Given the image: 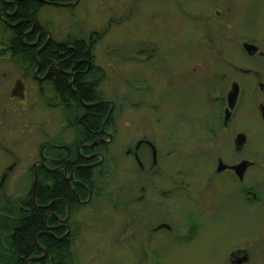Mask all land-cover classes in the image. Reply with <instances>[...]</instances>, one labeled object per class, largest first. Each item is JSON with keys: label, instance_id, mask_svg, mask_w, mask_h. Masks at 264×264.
<instances>
[{"label": "flooded vegetation", "instance_id": "obj_1", "mask_svg": "<svg viewBox=\"0 0 264 264\" xmlns=\"http://www.w3.org/2000/svg\"><path fill=\"white\" fill-rule=\"evenodd\" d=\"M22 1L0 0V28L9 36L1 40L5 45L2 52L11 58L0 62V230H7L0 231L5 248L0 259L5 264H78L77 254L87 242L83 231L92 226L91 219L101 201L105 204L101 213L103 229L109 234L107 244L129 251L127 258L117 257L113 264H155L163 260L168 254L163 247L171 249L173 242L186 243L189 235L194 239L200 229H208L201 221V210L206 206V213L211 214L217 201H227L236 213L237 209L249 212L254 207L264 208V156L254 157L253 152L259 153V148L247 131L232 132L240 89L236 106L225 121L227 97L237 83H232L225 94L216 80L205 86L201 82L205 73H200L203 66L181 65L193 57L176 61L173 68L172 60L168 61L172 46L137 45L128 50L122 35L120 45L109 46L100 56L96 44L105 34L93 32L85 39L83 31L78 38H74L76 34L58 41L40 22L39 12L47 6L74 8L81 0H33L42 4L34 10V17L30 16L33 19H18ZM155 1L166 5L168 11L169 2L174 0ZM183 2L174 1L175 7L182 19L193 21L187 17ZM222 9L207 15L218 18ZM135 10L142 15L140 0H135ZM165 13L161 17L164 24L169 21ZM225 15L232 18L230 7ZM231 18L229 25L223 26L233 33ZM197 22L200 28L192 31L202 36L204 26L210 28L209 19ZM197 48L201 50L199 45ZM50 49L62 59L41 60ZM68 53L73 60H66ZM237 71L232 66V73ZM239 72L264 93L260 73L252 69ZM195 85L204 107L196 130L202 133L197 141H178L189 131L184 128L191 126L182 120L175 123L171 105L184 104L191 95L188 87ZM158 96L171 112L167 124L159 117ZM147 100L153 122L150 131L138 125L141 115L126 109L128 101L134 108L144 106ZM248 108L252 110L253 103ZM254 108L252 132L264 128V99ZM128 112L132 113L130 120ZM95 113L100 121L93 128ZM161 132L165 138L158 135ZM239 135L245 136L242 145L237 143ZM255 176L260 183L253 181ZM60 178L68 185L66 197L58 190L59 195L49 202L43 200L40 192L43 195L46 188L52 189L54 180ZM114 178L116 188L110 187ZM9 179L24 181V191L7 196L3 189ZM33 212H39L42 223L34 237L35 248L23 254L15 247V231L32 218ZM261 215L256 227L261 235L231 246V264L241 260L248 264L259 257L264 261V212ZM179 228H186L183 238ZM45 243L52 244L53 249L47 251Z\"/></svg>", "mask_w": 264, "mask_h": 264}, {"label": "rangeland", "instance_id": "obj_2", "mask_svg": "<svg viewBox=\"0 0 264 264\" xmlns=\"http://www.w3.org/2000/svg\"><path fill=\"white\" fill-rule=\"evenodd\" d=\"M174 1L169 2L170 10L167 11L166 5L155 4V0H140L142 15L139 16L135 10V0H81L74 8L44 7L39 12L38 18L58 41L76 34L74 38H78L81 36L78 34H82L83 31L86 32L82 35L85 39L93 32L99 33V35L105 34L102 40L96 44L97 50H100V56L109 46L120 45L121 36L124 35L126 37L125 46L128 50L137 45L139 47H149L151 44L172 46L168 61L172 60L170 64L173 68L175 67L172 64L176 61L182 58L186 61V57H193L190 62L186 61L181 65L189 67L198 63L197 65L200 67L203 66L200 73L204 72L205 75H201L204 76L201 82L204 81L205 86H207L208 81L216 80L223 88V94L230 92L232 83H237L240 95L235 111V128L232 132L247 131L253 145L259 148V153L253 152L254 157H263L264 128L260 127L259 131L252 132L255 126L251 127L253 124L251 114L256 115L254 104L264 99V93L259 92L256 83H251V78L239 71L252 69V71L260 73L264 80V0H184L183 5L186 6L185 10L189 14L187 17L194 19L193 21L182 19L183 16L175 7ZM165 2L168 3V0ZM219 7L223 8V16L220 15L217 18L216 15L213 18L211 15H207ZM229 7L232 11V18L225 15V11ZM151 12L156 13L157 16L152 15ZM165 12L168 13L169 19L166 24L161 21V17L166 15ZM200 12L206 16L200 15ZM233 17L235 23H233ZM202 18L209 19L210 28L205 29L204 26L202 36H197L192 29L200 28L197 19L202 22ZM230 18L232 21L230 27L233 33L225 30L223 26V23L228 24ZM8 37L7 33L4 34L0 28V62L11 59L9 54L2 52L5 45L1 40L4 41ZM244 43L258 47L263 56L249 58L243 51ZM198 45L201 50L197 48ZM0 65L3 64L0 63ZM232 66L236 67L237 73H232ZM147 83L150 85L149 81ZM188 88L191 95L184 104H177L176 106L174 103L173 106L170 103L172 108L174 107L175 123L182 120L185 125L190 124L191 126L190 129L184 128L189 131L185 135L183 134V137H180V130L176 131L180 137L178 141L184 142L197 141L198 134L202 133L196 131L199 125L198 121L201 119L198 116L204 111L203 101L198 98V85ZM159 98L160 96H158V102L161 104L159 117L161 123L165 124L170 119L171 112L168 111V108L166 110L167 103L164 101L162 103ZM115 102L117 105L118 100ZM130 103V101L127 102L126 109L135 111L137 116L141 115L140 122L137 120L138 125L148 127L145 129L150 131L153 128L148 110L150 101L147 100L144 106L142 104L134 108ZM249 103L250 105L253 103L252 110L248 108ZM128 113V117H126L130 120L132 113ZM147 134L150 135V133ZM158 135L163 138L166 136L163 132L158 133ZM188 146L190 147V144ZM204 167L207 169V166ZM114 174L117 177V169ZM253 181L257 184L260 183L259 177L256 176L253 177ZM25 185L24 181L9 179L3 190L10 197L15 193L24 191ZM117 186L118 182L114 178L110 187L116 188ZM97 206L96 213L91 219L92 226L85 229L82 234L86 237L87 242L84 245L85 249L77 254L78 264H113L117 263V260H114L117 257L124 255L127 258L129 254V251L122 246L120 248L107 244L109 234L107 230L103 229L104 217L101 213L105 204L101 201ZM263 212L264 208L258 210L254 207L249 212L246 209H237L236 213L233 212L230 203L227 201L225 203L217 201L213 204L210 214L206 213L205 206V209L201 210L202 216L200 218L208 229H200L199 234L194 239L189 235V240L186 243L179 240L171 244V249L170 246L168 250L163 247V252H168V254L162 258L163 260L155 261V264H231L228 255L231 246L240 240L252 236L256 238V236L261 235L262 231L256 230V227L262 221L261 214ZM177 230L179 236L183 238L182 234L186 228ZM78 247L77 245V250ZM248 264H264V261L259 257L250 260Z\"/></svg>", "mask_w": 264, "mask_h": 264}, {"label": "trees", "instance_id": "obj_3", "mask_svg": "<svg viewBox=\"0 0 264 264\" xmlns=\"http://www.w3.org/2000/svg\"><path fill=\"white\" fill-rule=\"evenodd\" d=\"M40 7H42L41 2H35L33 0H25L22 1L19 4V10L17 12V17L19 18H25L28 19L30 16L34 17V10L39 9ZM32 11V13H31ZM29 12L31 13V15H29ZM29 16V17H27ZM33 17H30L31 19H33ZM20 29V28H19ZM17 31V30H16ZM19 31L16 32V34H18ZM21 35V34H20ZM19 36V35H18ZM16 45V44H15ZM60 51L63 50L62 46L58 47ZM12 52L14 54H16V49L12 50ZM6 53V52H4ZM80 53V52H79ZM72 53H68V57H67V61L68 60H73ZM57 58L59 57V53H57V51H55V49H50L47 53L46 56L41 57V60L44 59H52V58ZM60 58V57H59ZM62 59V58H60ZM76 81L78 82V79H76ZM76 82V84H77ZM61 88H65V85L60 86ZM99 116L97 113H95L94 117L92 118V126L93 128H95L97 126V124L99 123L98 121ZM68 185L65 184L63 178L60 179H56L54 180V186L52 187V189L50 188H46L45 191L40 192V195L42 197L43 200L46 199L47 202H49V199H51V197L56 196L59 190V193H61L62 197H66V193L68 192ZM58 193V195H59ZM42 220H41V215H39V212H33L32 213V218L24 221L23 223H21V225H19V228L15 231V247L17 249V251H20L23 254H27L31 249L35 248L34 245V237L35 235H37L40 231V226H41ZM2 233H5L7 230L5 229H1L0 230ZM43 241V240H41ZM3 247V249H1ZM45 247L48 248L50 250L53 249V245L50 243H45ZM4 245L0 242V257H2L1 255L5 252L4 250ZM6 261L1 260L0 259V264H5Z\"/></svg>", "mask_w": 264, "mask_h": 264}, {"label": "water", "instance_id": "obj_4", "mask_svg": "<svg viewBox=\"0 0 264 264\" xmlns=\"http://www.w3.org/2000/svg\"><path fill=\"white\" fill-rule=\"evenodd\" d=\"M242 48H243V51L246 53V55L248 57H250V58L254 57L259 51L258 47L254 46V45H251V44H247V43H244ZM259 55L262 56L261 53ZM238 94H239V87H238L237 84H234L232 86L231 92L229 93V95L227 97L228 107H227V109L225 111V113H226L225 121L228 120L231 111H233L235 106H236ZM244 140H245V136L244 135H239L237 137L238 145H242L244 143ZM242 166L243 165H241L239 168H241ZM245 262H246V260H241V261H239V262H237L235 264H243Z\"/></svg>", "mask_w": 264, "mask_h": 264}]
</instances>
